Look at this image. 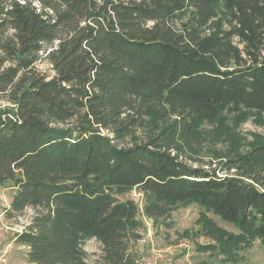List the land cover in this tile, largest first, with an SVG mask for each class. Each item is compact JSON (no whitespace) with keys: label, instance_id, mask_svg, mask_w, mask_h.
Here are the masks:
<instances>
[{"label":"trees","instance_id":"trees-1","mask_svg":"<svg viewBox=\"0 0 264 264\" xmlns=\"http://www.w3.org/2000/svg\"><path fill=\"white\" fill-rule=\"evenodd\" d=\"M0 99V185L8 217L33 211L15 235L29 262L139 264L136 204L113 195L132 187L152 217L196 202L234 224L207 246L228 261L264 246V135L220 168L178 150L225 113L264 125V0H0Z\"/></svg>","mask_w":264,"mask_h":264},{"label":"rangeland","instance_id":"rangeland-1","mask_svg":"<svg viewBox=\"0 0 264 264\" xmlns=\"http://www.w3.org/2000/svg\"><path fill=\"white\" fill-rule=\"evenodd\" d=\"M36 67L47 75L53 73L44 58L37 62ZM1 103L4 100L0 99ZM254 118L249 115L237 122L233 115L225 113L216 121L203 122L194 138L179 139L178 150L186 155L189 162L220 168L221 161L233 148L244 151L255 134L264 135V125ZM145 131L141 125L135 132L126 135L123 143L141 139ZM228 132L231 136H228ZM220 172L235 174L247 181L255 180L253 172L249 171L224 168ZM12 194L10 185H0V264H33L28 261L27 247L15 241L16 233L29 223L33 211L27 208L14 217H8L6 211ZM113 195L120 201L130 199L136 204L134 230L139 238L134 247L139 264H264V246L258 240L238 250L241 256L239 261H228L218 249H208L207 246L217 244L216 229L229 233H237L238 229L196 202L173 204L164 214L152 217L145 211L147 196L141 189L132 187ZM82 249L87 260L93 262L100 257L102 244L96 237L90 236L82 241Z\"/></svg>","mask_w":264,"mask_h":264}]
</instances>
